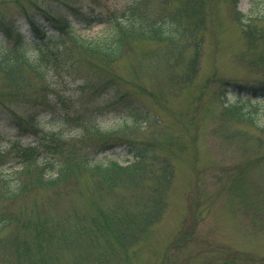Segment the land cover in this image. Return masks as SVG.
<instances>
[{"label":"rangeland","instance_id":"1","mask_svg":"<svg viewBox=\"0 0 264 264\" xmlns=\"http://www.w3.org/2000/svg\"><path fill=\"white\" fill-rule=\"evenodd\" d=\"M135 1L0 0V49L8 43L6 24L28 33L26 15L44 22L38 6L68 17L86 41L109 40L113 27L106 19L86 22ZM147 1L152 17L165 18L169 29L181 27L180 41L129 38L118 60L62 66L48 72L46 83L26 72L28 84L18 88L0 72V151L34 139L28 129L21 135L16 128L17 115L80 137L77 121L62 112L82 110L87 91L104 77L101 67L120 79L93 101L122 102L92 118L106 131L134 120L139 129L127 127L131 142L122 138L98 161L128 166L140 150L157 153L144 159L145 171L131 172L144 176L141 181L109 189L86 170L58 189L27 183L20 197L1 199L0 209L17 219L0 234V264H264V96L238 88L264 85V0ZM199 10L203 14L196 16ZM238 102L256 123L225 114ZM13 165L0 164V174ZM102 213L112 217L105 229L95 218ZM37 220L46 222L38 238L24 226Z\"/></svg>","mask_w":264,"mask_h":264},{"label":"trees","instance_id":"2","mask_svg":"<svg viewBox=\"0 0 264 264\" xmlns=\"http://www.w3.org/2000/svg\"><path fill=\"white\" fill-rule=\"evenodd\" d=\"M92 1L96 3L98 1L97 5L101 6L100 1L102 0ZM171 1L167 0L165 2L169 3ZM196 2L200 1L196 0ZM68 7L70 10H80L81 8L74 5ZM37 8L43 16L44 22L40 23L36 16L26 15L29 26L28 33L22 32L21 27L13 22L5 25V35L8 43L7 46H2L0 49V72L17 88L28 84L23 82L25 81L26 72L34 74L43 83H46L45 78H47L48 72L50 70L57 71L62 66L74 69V65L81 66V62L84 61L100 59L113 62L118 60L123 54L124 41L129 38L177 43L183 35L181 27L178 30L169 29L166 27L169 21L165 18L161 16L152 17V10L148 6L147 0H136L121 12L112 10L109 15L97 14V17L94 16L90 22H86V25H91L106 19L113 27V33L109 40L86 41L76 35L75 25L68 17L54 15L45 9L42 10L39 6ZM85 8L81 11L88 13V15H95L93 8L89 11ZM201 14H203L202 10L195 12L196 16ZM202 18L204 17L202 16ZM202 18L198 19L199 24L203 22ZM191 36L193 38L191 40H194L195 33L192 31ZM12 38H14V41L10 44L9 41ZM198 46L199 43L197 48H199ZM191 65L192 69L196 70L194 60ZM99 69L104 73V77L93 86L91 92L87 91L90 100L82 105V110L76 111L74 116L68 111L62 112V117L67 121H77V125L81 127L83 132L80 137H66L61 131L46 130L45 127L34 123L31 119L24 120L21 116H16L15 125L22 133L21 135L28 133L24 131L28 129L34 139L28 143H22L18 140L13 141L10 147L0 151V164L14 161L9 173L0 174V200H13L20 197L29 188L27 183L31 187L58 189L57 186L68 183L86 170L100 176L109 189L123 186L125 182L137 181L139 176L141 177L140 181L144 180V176L131 174V172L136 173L146 170L143 167L144 159L157 156V153L150 148L138 151L136 154L138 160L128 166L120 165L116 159H111L106 163L97 159V155L115 147L118 141H122V138L130 141L124 134L125 130L129 129L127 127H132L131 129L135 130L139 129L138 125H134V120L132 124L127 125L128 122H126L125 125L116 130L106 131L96 123V119L92 118L103 111L117 109L118 104L122 102L120 98L117 101L114 99L104 103L93 101V99L101 97L112 86L116 85L120 79L119 76L104 68L100 67ZM260 84H250L248 86L240 84L238 88L240 90L247 88L253 96H264V85ZM245 105L241 102L232 107L227 105L225 114L238 121L254 122L251 112L246 109ZM250 108L251 106L248 107V109ZM262 120L264 122V116ZM127 174L131 175L124 176ZM127 177L131 179L128 180ZM7 215L0 209V234L17 219L15 214H12L13 216ZM95 218L101 220L98 222L99 229H105L112 220V217L105 213ZM128 219L125 216V220ZM45 224L46 222L37 220L34 222L27 221L24 226H30V229L35 231L38 238L44 232L43 227ZM16 247H21L20 238L16 240Z\"/></svg>","mask_w":264,"mask_h":264}]
</instances>
